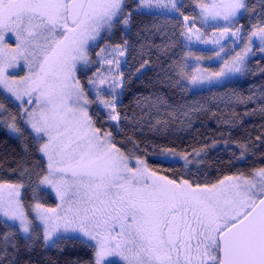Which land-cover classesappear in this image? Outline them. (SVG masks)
<instances>
[{
    "label": "snow or ice",
    "instance_id": "1",
    "mask_svg": "<svg viewBox=\"0 0 264 264\" xmlns=\"http://www.w3.org/2000/svg\"><path fill=\"white\" fill-rule=\"evenodd\" d=\"M180 7L177 0H135V7L126 12V0H0V92L5 94L0 127L22 137L23 121L46 159V167L27 184L0 183V225L8 229L0 233V264H31L41 228L46 247L70 240L91 251L89 259L68 264H264V168L202 186L158 175L139 156L133 166L132 157L116 146L111 133L95 126L88 110L98 101L110 109L109 118L118 121V85H111V99L96 89L93 101L76 77L79 63H92L88 50L104 32L119 24L127 35L134 13L152 15L153 9H163L183 15ZM196 7L203 24L211 21L219 27L223 21L221 36L230 33L244 47L229 60L221 56L225 49L220 46L215 52L223 60L218 70L201 67L204 57L186 51L170 66L180 78L176 84L224 86L249 71L246 60L253 54L254 39L264 54V0L251 7L258 20L246 40L242 26L232 29L249 11L247 0H198ZM184 21L181 35L186 40L195 36L201 43L219 45V38L204 39L195 18L184 16ZM128 46L124 40L112 51L124 56ZM170 47L168 42L157 46L165 53ZM104 60L119 68V60ZM21 61L27 68L24 76L10 71ZM89 83L95 88V79ZM257 91L259 100L255 95L241 99L261 103L259 111L264 112V85ZM5 101L18 107L19 115L9 112ZM168 115L176 118L175 113ZM168 122L157 119L156 125ZM241 147L247 151L246 145ZM160 155L177 154L161 148ZM183 159L191 163L187 155ZM49 189L58 200L55 207L42 202ZM21 239L28 257L21 256Z\"/></svg>",
    "mask_w": 264,
    "mask_h": 264
},
{
    "label": "trees",
    "instance_id": "2",
    "mask_svg": "<svg viewBox=\"0 0 264 264\" xmlns=\"http://www.w3.org/2000/svg\"><path fill=\"white\" fill-rule=\"evenodd\" d=\"M126 2V12L135 7V0ZM179 5L183 15L176 13L178 17L134 13L127 35L123 34L122 25L117 24L110 37L100 41L101 46L103 41L111 45L129 41L119 71V75L124 74L116 109L120 119L110 122L95 103L90 104V115L101 132L112 134L121 151L146 159L158 175L202 186L217 184L226 176H251L254 170L264 168V112L259 111L261 103H245L241 98L255 95L259 100L257 89L264 85V58L253 57L249 61V71L243 80L195 91L181 88L176 84L180 78L170 66L181 61L187 49L185 37L181 35L186 31L184 16L196 18L197 13L189 0H181ZM257 20L258 17L254 24ZM250 26L242 25L243 33ZM163 42L172 45L166 53L157 48ZM146 60L148 64L141 68ZM157 98L165 103L159 104ZM149 104L158 106L149 107ZM168 113H175L176 118L172 119ZM157 119L169 122L156 125ZM242 145L247 146L246 152ZM38 146L26 130L17 138L0 131V182L27 184L30 178L35 179L40 167H46ZM161 148L187 155L191 163H184V159V162L159 159ZM42 202L47 207L56 206L51 195L45 196ZM6 231L0 225V233ZM17 242L21 245V256L28 257L23 251L24 241ZM90 256V250L73 245L70 240L46 247L40 235L30 253L31 264H68L70 260H87Z\"/></svg>",
    "mask_w": 264,
    "mask_h": 264
},
{
    "label": "rangeland",
    "instance_id": "3",
    "mask_svg": "<svg viewBox=\"0 0 264 264\" xmlns=\"http://www.w3.org/2000/svg\"><path fill=\"white\" fill-rule=\"evenodd\" d=\"M180 1L181 0H177V3L179 4ZM248 1L249 0H247V2ZM197 2H198V0H189V4L192 6H196ZM249 2H251V1H249ZM256 3H258V0H252L251 3H248L249 4V11L243 13V14H246L244 20L242 21L241 18L238 17L237 21L235 23V26L232 30H235V28H240L242 25H250V24H251V26H250L249 31L251 30L252 25L254 24L255 20L257 19V16L251 15V7ZM143 11H147V10H143ZM152 12L154 14L163 15V16L178 17L176 12H168V11H165L163 9H159V10L153 9ZM196 13H197V16L195 18V25L197 28L200 29L201 33L204 34V39L205 40H211V39L219 38L220 42H219V45H214L212 43H201L199 40L195 39V36L193 37V39L191 41H188L185 38V44L187 47L186 51H192V52L196 53L197 55L204 57V59L201 61V67L208 68L210 70H218L219 67L221 66V64L223 63V60L216 58L215 52L219 51L220 46H223L225 49V52L221 53V56L224 57V59L230 60L233 56H235L236 52H239L243 49L244 43L236 41V38L232 37L230 33L228 35L221 36V28L224 25L223 21L219 22V25H220L219 27L211 26L212 25L211 21L209 22V24L205 25L202 23L201 19L199 18V8H197V7H196ZM249 31L242 33V35L245 37V40L247 38ZM111 32H104L102 38H99L96 42L93 43V46H91L89 48V50H88L89 59L92 61V63H90L89 65H84L83 63H79L77 65V69L80 68L81 70L85 69V68H90L88 75L83 73V77L78 78V79H79L82 86H83V81H84V84L86 86H83V87H85V90L90 93L91 97L93 98V101H96V89L100 90V92L104 98L111 99V95H110L112 92L111 85L114 82L118 85L115 88V92L117 94V99H118V96H119L120 91H121V84L122 83H121L119 71L124 64L125 55L120 56L118 52H113L112 47L115 45H111V44L106 43L104 41H103L102 46L100 45V41L104 38H109ZM9 43L11 46L14 47L15 38L12 37L11 40L9 41ZM106 46H108V47L106 48ZM101 49H106V50L104 52H101ZM97 53H100L99 57L97 56ZM225 53H227V55H225ZM90 54H91V56H90ZM209 57H213V59H209ZM253 57H263L264 58V54L260 53V51H259V40H256V39H254L253 54H250L246 60L247 67H248L249 61ZM104 58H106L107 60H113V61L119 60L120 61L119 68H117V65L115 63L108 64L107 62H105ZM189 63H194V62L190 60ZM109 69H111V71H109ZM10 71H14L19 76H24L27 73V68L25 67L24 62L21 61L16 69L10 70ZM94 74H96V75L94 76ZM246 75H247V73L244 75H237V76L232 78V81L243 80L246 77ZM104 77H107V79L104 83H101L100 81ZM113 77L116 78L115 81L113 80ZM90 78L96 80L95 88L93 87V85H91L89 83ZM187 88L191 91H195V90L207 89V88H211V87L204 85V86H200L198 88H193L191 86H188ZM85 94H86V92H85ZM4 95H5L4 93L0 92V96H1L0 101L4 100ZM94 103L107 116V118L109 119L110 122H116V121L111 120L109 118L110 109H105L98 101H96ZM5 106L8 108L9 112L16 113L17 115H19L20 109L18 107H16L14 104H13L14 107L7 105L6 103H5ZM14 109H16L17 111L15 112ZM89 109H90V105L88 106V110ZM89 114H90V110H89ZM20 125H21V127H24L27 132L31 133V129L28 128L27 126H25L23 121H20ZM0 131L6 133L7 135H9L11 137H15V138L18 137L15 134H9L7 129H5L3 127H0ZM31 135H32V137H34V134H31ZM39 156L43 160V162L46 166V159L43 158L40 153H39ZM129 156L132 157V159L130 161L131 164L133 166H135V157L136 156L131 155V154H129ZM183 156L184 155L177 154L175 157L170 155L167 158H165L159 154L157 156V158L162 159V160L170 159L171 161H183ZM142 159H144V158H142ZM144 160L146 161V159H144ZM48 191L51 193L50 195L53 197L54 201L57 204L58 200L56 198L55 193L51 192L50 189ZM65 235H68V234H65ZM40 236H41L43 244H44L42 228L40 230ZM48 247H51V246H48Z\"/></svg>",
    "mask_w": 264,
    "mask_h": 264
},
{
    "label": "flooded vegetation",
    "instance_id": "4",
    "mask_svg": "<svg viewBox=\"0 0 264 264\" xmlns=\"http://www.w3.org/2000/svg\"><path fill=\"white\" fill-rule=\"evenodd\" d=\"M19 69V68H18ZM90 70V68H88V69H77V72H76V77L77 78H81V77H83V73H85V74H87L88 72L87 71H89ZM88 75V74H87ZM83 86H86L85 84H84V81H83Z\"/></svg>",
    "mask_w": 264,
    "mask_h": 264
}]
</instances>
